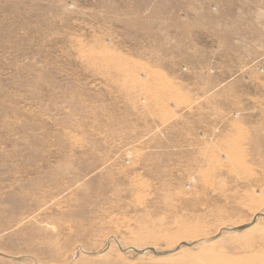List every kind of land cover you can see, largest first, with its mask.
<instances>
[{
  "label": "rangeland",
  "instance_id": "rangeland-1",
  "mask_svg": "<svg viewBox=\"0 0 264 264\" xmlns=\"http://www.w3.org/2000/svg\"><path fill=\"white\" fill-rule=\"evenodd\" d=\"M0 264H264V0H0Z\"/></svg>",
  "mask_w": 264,
  "mask_h": 264
}]
</instances>
